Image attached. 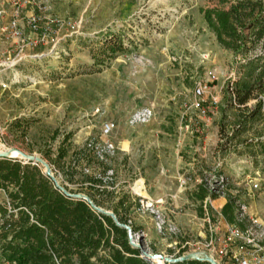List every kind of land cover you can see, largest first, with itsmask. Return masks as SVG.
<instances>
[{
    "label": "rangeland",
    "instance_id": "1",
    "mask_svg": "<svg viewBox=\"0 0 264 264\" xmlns=\"http://www.w3.org/2000/svg\"><path fill=\"white\" fill-rule=\"evenodd\" d=\"M11 1L0 0L6 11L0 29L10 22ZM34 1L48 16L80 23L81 35L64 39L57 56L15 69L0 66L1 80L20 81L0 90V146L41 158L55 189L112 214L116 225L128 228L129 244L146 264H209L168 260L209 255L205 245L218 223L220 234L227 223L245 230L249 222L237 221L239 205L264 229V106L258 107L264 105V40L227 49L209 19L216 24V11L264 0ZM22 27L28 32L25 20ZM120 45L123 50L113 53ZM10 54H17L14 41L0 34V64ZM209 72L216 81L210 82ZM239 81L253 85L241 107L229 90ZM199 84L209 88L206 114L189 109ZM148 111L149 119L136 117ZM108 124L115 128L107 135ZM6 159L30 167L37 179L46 177L39 163ZM90 178L102 183L91 190L89 182L81 183ZM17 191L15 184L0 188V264H9L8 244L20 218L10 197ZM217 199L234 202L232 221ZM99 253L109 259V249Z\"/></svg>",
    "mask_w": 264,
    "mask_h": 264
},
{
    "label": "trees",
    "instance_id": "2",
    "mask_svg": "<svg viewBox=\"0 0 264 264\" xmlns=\"http://www.w3.org/2000/svg\"><path fill=\"white\" fill-rule=\"evenodd\" d=\"M216 18L214 24L209 17L210 24L217 31L219 42L227 49L245 50L247 45L253 48L264 40V2H239L227 12L216 11ZM122 50V45L112 47L113 53ZM253 64L248 63V66ZM254 72L247 77L252 78ZM259 77L261 84L263 79L261 75ZM229 90L233 102L241 107L251 98L253 85L246 82L240 85L239 81L235 89ZM263 106V102H259L258 107ZM65 156V151L59 153L60 160ZM11 163L0 159V188L5 183L15 184L18 188L10 195L16 204L14 208L19 209L20 218L8 244L9 264H94L93 259L99 264H146L138 258L139 250L129 244L127 231L116 225L110 216L99 213L83 200L66 197L40 171L37 179L30 167ZM87 182L91 190L102 183L94 178L81 181L82 184ZM233 207L234 202L228 201L223 208V215L231 221ZM115 215L119 218L118 213ZM119 222L125 223L121 218ZM107 249L110 250L109 259L99 253Z\"/></svg>",
    "mask_w": 264,
    "mask_h": 264
},
{
    "label": "built area",
    "instance_id": "3",
    "mask_svg": "<svg viewBox=\"0 0 264 264\" xmlns=\"http://www.w3.org/2000/svg\"><path fill=\"white\" fill-rule=\"evenodd\" d=\"M12 16L10 22L0 29L1 35H7L14 41L15 57L11 54L2 65H7L9 69H15L22 63L36 61L47 56H57L59 44L66 38L75 35H81V24L74 21L59 20L58 18L48 16L42 4L34 0H12ZM6 11L0 9V18L4 17ZM26 21L27 31L22 27V21ZM67 33V34H65ZM48 47L47 52L27 55L29 49L33 51L38 47ZM29 60V61H28ZM210 82L217 80L213 72L208 73ZM20 81L14 76V81L6 83L0 79V90L5 92L10 90L12 84H18ZM207 85H198L196 90L195 102L189 109L200 111L206 114L204 110L205 96L209 94ZM214 104L219 101L213 98ZM144 117L147 120L151 117V112H144L136 117ZM146 122V121H145ZM114 125L108 124L105 133L108 135ZM188 131V129H186ZM196 132H199L197 130ZM194 133V132H193ZM110 147H113L110 145ZM258 184L253 188L258 189ZM237 221L240 223L249 222L245 230L236 225L226 224L224 234H220L222 223L211 227V239L206 243L205 248L209 251V256L217 261L227 260L226 264H264V229L259 220L247 216V208L238 206ZM197 253V252H196ZM15 264V263H13Z\"/></svg>",
    "mask_w": 264,
    "mask_h": 264
},
{
    "label": "water",
    "instance_id": "4",
    "mask_svg": "<svg viewBox=\"0 0 264 264\" xmlns=\"http://www.w3.org/2000/svg\"><path fill=\"white\" fill-rule=\"evenodd\" d=\"M24 155V159L26 161V163H30V164H35V165H38L41 164L45 167L46 169V177L48 179H50V177H52V174H51V169L49 168V166L47 165V163L42 160L41 158H38V157H33V156H29L25 153H23ZM14 159V158H11L9 157V155L7 154H0V159ZM16 160V159H14ZM63 195H65L66 197L68 198H71L72 199V195L69 194L68 192H66L64 189H62L60 186L59 188H57ZM78 200H83L85 202H87L89 205H93V202H91L90 200H87L85 197L81 196V195H76L75 196ZM105 215H108V216H113L112 214H109V213H104ZM119 227L121 228H126L128 229L127 227L121 225V224H118ZM201 255V256H200ZM152 258H158V256H153ZM170 262H186V261H198V262H207L209 264H218L217 261L215 259H213L212 257H210L208 254L206 253H203V252H197V253H192L190 255H187L185 257H182L181 259H178V260H168Z\"/></svg>",
    "mask_w": 264,
    "mask_h": 264
},
{
    "label": "bare ground",
    "instance_id": "5",
    "mask_svg": "<svg viewBox=\"0 0 264 264\" xmlns=\"http://www.w3.org/2000/svg\"><path fill=\"white\" fill-rule=\"evenodd\" d=\"M0 154H7L11 158H17V159H24V155L21 151L18 150H10L6 148L5 146H0Z\"/></svg>",
    "mask_w": 264,
    "mask_h": 264
},
{
    "label": "crops",
    "instance_id": "6",
    "mask_svg": "<svg viewBox=\"0 0 264 264\" xmlns=\"http://www.w3.org/2000/svg\"><path fill=\"white\" fill-rule=\"evenodd\" d=\"M158 132H161V131H158ZM163 133L166 134V135H168V133H166V132H163ZM157 138H158V140H159V136H158ZM154 141H155V139H154ZM157 142H158V141H157ZM214 203H216V204H220V207L222 208V207H224L225 204L227 203V200H226V199H217V200L214 201Z\"/></svg>",
    "mask_w": 264,
    "mask_h": 264
}]
</instances>
